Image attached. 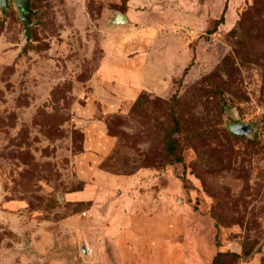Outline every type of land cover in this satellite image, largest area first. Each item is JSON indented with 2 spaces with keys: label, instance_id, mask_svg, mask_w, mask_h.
Segmentation results:
<instances>
[{
  "label": "rangeland",
  "instance_id": "1",
  "mask_svg": "<svg viewBox=\"0 0 264 264\" xmlns=\"http://www.w3.org/2000/svg\"><path fill=\"white\" fill-rule=\"evenodd\" d=\"M31 8H0V264H264V0Z\"/></svg>",
  "mask_w": 264,
  "mask_h": 264
},
{
  "label": "water",
  "instance_id": "2",
  "mask_svg": "<svg viewBox=\"0 0 264 264\" xmlns=\"http://www.w3.org/2000/svg\"><path fill=\"white\" fill-rule=\"evenodd\" d=\"M13 2L14 6L18 10L20 20L25 24V32H28V28L31 26V14L33 13L31 8V0H0L1 12L5 14L10 7V2ZM113 25H128L129 19L123 14H117L113 20ZM229 131L234 136H246L249 137L253 132L249 124L241 123L235 124L229 127ZM85 253L86 251L83 250Z\"/></svg>",
  "mask_w": 264,
  "mask_h": 264
},
{
  "label": "trees",
  "instance_id": "3",
  "mask_svg": "<svg viewBox=\"0 0 264 264\" xmlns=\"http://www.w3.org/2000/svg\"><path fill=\"white\" fill-rule=\"evenodd\" d=\"M223 20H224V17L222 18L221 23ZM177 97L178 96L174 95V97H173L174 103H175V100L178 101ZM139 102H140V99L137 101V104ZM51 118H54V117H51ZM172 121L170 122L171 126L169 129V132H167L166 134H164L162 136L164 161L165 162H173V163H169V164L179 163L182 161L181 150L179 149V141L176 138L177 135H179V133L181 132V125H180V122L175 119V116H172ZM217 257L218 258L216 261H219L221 256L218 255Z\"/></svg>",
  "mask_w": 264,
  "mask_h": 264
},
{
  "label": "crops",
  "instance_id": "4",
  "mask_svg": "<svg viewBox=\"0 0 264 264\" xmlns=\"http://www.w3.org/2000/svg\"><path fill=\"white\" fill-rule=\"evenodd\" d=\"M128 90V89H127ZM125 97H130L129 95H125Z\"/></svg>",
  "mask_w": 264,
  "mask_h": 264
}]
</instances>
